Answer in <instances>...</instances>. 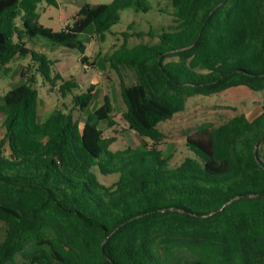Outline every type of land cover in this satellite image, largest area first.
I'll return each mask as SVG.
<instances>
[{"label": "trees", "instance_id": "16d2710c", "mask_svg": "<svg viewBox=\"0 0 264 264\" xmlns=\"http://www.w3.org/2000/svg\"><path fill=\"white\" fill-rule=\"evenodd\" d=\"M41 2L57 6L0 0V66L28 56L35 64L0 96V264H264V105L251 120L240 114L187 137L193 156L172 168L157 130L191 96L264 91V0H166L167 30L148 31L157 41L106 57L137 78L121 87L122 116L142 147L114 151L99 128L113 124L107 96L82 127L61 109L39 120L34 72L51 85L59 77L26 43L41 37L84 54L79 36L90 25L104 40L121 11L147 12L148 0L85 4L61 31L36 22ZM73 88L65 81L60 90ZM93 97L94 85L74 94L73 110L86 111Z\"/></svg>", "mask_w": 264, "mask_h": 264}, {"label": "rangeland", "instance_id": "374dc122", "mask_svg": "<svg viewBox=\"0 0 264 264\" xmlns=\"http://www.w3.org/2000/svg\"><path fill=\"white\" fill-rule=\"evenodd\" d=\"M56 2L57 6L45 2L38 3L35 10L36 22L53 31H61L71 23L83 5L108 4L111 0H56ZM159 3L163 8H168L166 12L157 11ZM167 4L166 0H148L150 9L147 12H135L133 9L121 11L119 22L105 34L104 40L94 33L93 26L90 25L84 34L79 36V40L84 45V54L77 50L57 47L41 37L27 41L28 48L43 53L51 61V77L56 75L59 77L55 80V85H51L39 72H34L39 120L44 121L53 110L61 109L66 113L71 112L73 118L82 127L87 115L101 106L104 96H107L112 106L113 124L101 123L99 128L103 137L109 141L108 149L114 151L125 147L141 148L140 138L129 129L122 116L126 107L121 87L136 83L135 71L120 66L113 68L106 57L122 45L133 47L139 43L157 41V38L151 39L148 31L162 28L167 30L171 20L169 16L171 9ZM21 19L20 16L14 20L18 28H22ZM83 57L86 58L85 63L81 62ZM28 65L31 70L35 68L29 56L14 58L5 66H0V96L24 81L20 71ZM65 81L73 82L77 88L66 91L63 95L60 88ZM91 85H94V97L86 111L73 110V95L85 92ZM262 105H264V91L253 92L242 85L230 87L211 96H191L187 99L182 112L157 126V130L162 135L158 148L167 159L169 168H172L183 158L193 156V153L185 147L187 137L202 138L209 129L218 127L240 114L251 120L260 114ZM2 120L0 114V139L4 136ZM148 145L151 146L153 143L148 140ZM261 147L264 152V144ZM7 152L6 150L5 153ZM114 180L115 178L108 177L105 183L111 184Z\"/></svg>", "mask_w": 264, "mask_h": 264}, {"label": "water", "instance_id": "95a60500", "mask_svg": "<svg viewBox=\"0 0 264 264\" xmlns=\"http://www.w3.org/2000/svg\"><path fill=\"white\" fill-rule=\"evenodd\" d=\"M73 21H71V23H72Z\"/></svg>", "mask_w": 264, "mask_h": 264}]
</instances>
